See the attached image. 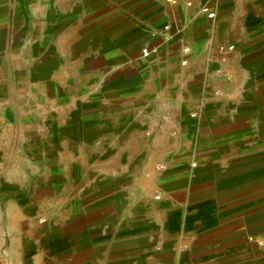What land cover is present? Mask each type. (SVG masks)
<instances>
[{
    "label": "crops",
    "instance_id": "1",
    "mask_svg": "<svg viewBox=\"0 0 264 264\" xmlns=\"http://www.w3.org/2000/svg\"><path fill=\"white\" fill-rule=\"evenodd\" d=\"M0 264H264V0H0Z\"/></svg>",
    "mask_w": 264,
    "mask_h": 264
},
{
    "label": "rangeland",
    "instance_id": "2",
    "mask_svg": "<svg viewBox=\"0 0 264 264\" xmlns=\"http://www.w3.org/2000/svg\"><path fill=\"white\" fill-rule=\"evenodd\" d=\"M20 107H22V106H20ZM20 115H21V113H20ZM24 138L25 137L20 135V137H17V139H16L17 142L15 141L17 143L16 147L19 148L20 152H23V148H25V150H28V147L23 144ZM59 160H63V159H59ZM64 160L68 161L67 159H64ZM51 161L52 160L45 159L43 157L37 158V159L33 158L32 160H27V159L11 160V159H8L4 163L6 166V170L8 169L6 172L7 178L10 179L12 182H14L15 180H18V181H20V183L23 186L26 185L27 183H31V182L46 184L47 180L50 178L48 176L49 171H47L46 166H47V164L48 165L51 164L52 163ZM54 162H56V160H54ZM30 163L32 164V166ZM14 170H15V172H14ZM6 175H5V177H6ZM56 179L60 180V182L63 181L62 176H60V175L58 177H56ZM13 192L14 191L11 189L7 190L6 195L9 199L15 198V195ZM23 193L25 194V196L27 195L26 192H23Z\"/></svg>",
    "mask_w": 264,
    "mask_h": 264
},
{
    "label": "built area",
    "instance_id": "3",
    "mask_svg": "<svg viewBox=\"0 0 264 264\" xmlns=\"http://www.w3.org/2000/svg\"><path fill=\"white\" fill-rule=\"evenodd\" d=\"M167 1H172V2H173L174 0H167ZM208 14H209V17H210V18H212V17L214 16V13H213V12H212V13H208ZM219 49H220L222 52H224V51H227V52L230 51V52H231V50L234 49V45H232V44L229 45V46H222V45H221V46H219ZM184 50H185V51H188L187 48H184ZM143 55H144V56H149V51L143 50ZM184 62H185V61H184ZM184 62H183V63H184ZM158 168L160 169V168H162V167L159 166ZM159 197H160L159 194H156V195H155V198H159Z\"/></svg>",
    "mask_w": 264,
    "mask_h": 264
}]
</instances>
